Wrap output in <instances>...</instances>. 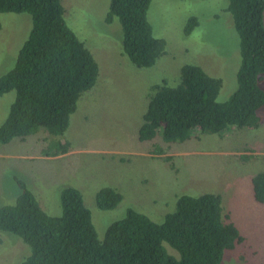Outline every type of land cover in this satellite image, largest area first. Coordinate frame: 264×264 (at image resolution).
Here are the masks:
<instances>
[{
  "label": "rangeland",
  "instance_id": "1",
  "mask_svg": "<svg viewBox=\"0 0 264 264\" xmlns=\"http://www.w3.org/2000/svg\"><path fill=\"white\" fill-rule=\"evenodd\" d=\"M110 2L62 0L66 22L95 57L99 78L80 98L68 130L57 138L71 144L68 154L43 156L50 141L44 130L25 141L0 143V206L15 203L20 179L49 215L60 216L61 192L74 187L104 239L128 209L162 223L179 197L217 194L244 237L226 251L222 264H264V204L255 200L252 185L253 177L264 172V108L257 127L219 135L195 130L184 143H167L160 135L152 141L139 139L153 87L177 84L184 65L200 66L223 80L219 102L236 91L240 38L228 0H152L148 20L167 47L148 69L136 67L124 54L121 23L106 22ZM193 16L199 26L187 36L185 27ZM31 29L29 14H0V77L14 68ZM14 100L15 92L0 98V126ZM106 187L120 192L123 200L104 211L97 207L96 195ZM30 254L22 238L0 231V264H20Z\"/></svg>",
  "mask_w": 264,
  "mask_h": 264
},
{
  "label": "trees",
  "instance_id": "2",
  "mask_svg": "<svg viewBox=\"0 0 264 264\" xmlns=\"http://www.w3.org/2000/svg\"><path fill=\"white\" fill-rule=\"evenodd\" d=\"M240 38L241 65L237 89L219 102L223 80L197 65H184L177 84L155 85L139 139L158 135L167 143H184L193 131L219 135L260 125L264 108V0H228ZM152 0H111L107 23L118 19L123 51L138 68H152L166 54L167 43L154 34L148 20ZM1 13H26L32 29L12 70L0 77V98L15 92L9 115L0 126V143L25 141L44 130L49 144L43 156L66 155L69 142L58 140L70 126L82 95L97 84L99 65L86 44L68 26L62 0H0ZM199 26L191 17L190 36ZM57 139V140H56ZM170 160V157L165 158ZM13 205L0 206V231L16 235L31 254L20 264H222L228 250L243 243L238 227L225 213L221 195H184L175 211L157 223L128 209L100 239L82 193L74 187L61 192L60 216L49 215L27 183ZM255 200L264 204V172L252 179ZM117 190L97 192L101 210L122 202Z\"/></svg>",
  "mask_w": 264,
  "mask_h": 264
}]
</instances>
